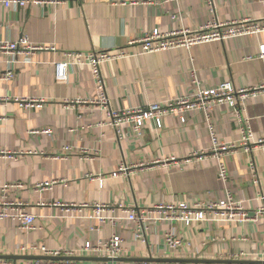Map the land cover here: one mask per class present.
<instances>
[{"label": "crops", "instance_id": "1", "mask_svg": "<svg viewBox=\"0 0 264 264\" xmlns=\"http://www.w3.org/2000/svg\"><path fill=\"white\" fill-rule=\"evenodd\" d=\"M213 2L215 14L207 0H60L23 8H6L0 2V42L27 37L33 46L56 48L32 53L21 49L16 56L0 50V200L5 196L23 203L36 218L31 232L23 231L19 222L0 220V257H25L20 247L35 245L78 252L87 242L96 245L121 236L125 264L148 259L181 264L262 262L261 223L164 224L153 228L147 244H140L134 225L120 219L125 217L120 206L138 211L160 203H208L225 198L228 189L252 215L264 207V145L250 154L243 149L223 154L230 172L226 185L218 176L217 160L196 155L210 147L209 122L202 111L188 113L185 123L179 116H167L161 128L147 122L138 139L128 126L118 133L104 108L90 103L99 92L88 66L72 67L67 81L55 75V64L68 52H115L154 30H198L214 20L232 23L264 17V0ZM263 48L264 33L164 53L141 54L138 46L131 47L132 56L101 67L110 108L123 111L189 95L194 77L203 89L222 83L237 90L257 88L261 90L249 99L242 115L259 141L264 139ZM10 71L13 77L4 78ZM211 123L220 143L242 140V122L230 106L213 108ZM122 166L127 173L114 177ZM47 182L56 184L45 191L35 189ZM18 183L24 187L4 194L5 184ZM57 204H104L111 208L104 214L116 217V223L90 220L92 207L67 211ZM171 229L182 241L173 253L163 241ZM78 258L83 260L70 262L104 260L95 255Z\"/></svg>", "mask_w": 264, "mask_h": 264}, {"label": "built area", "instance_id": "2", "mask_svg": "<svg viewBox=\"0 0 264 264\" xmlns=\"http://www.w3.org/2000/svg\"><path fill=\"white\" fill-rule=\"evenodd\" d=\"M43 1L59 2L60 0H0L6 8L12 6L23 8L27 4H41ZM156 1H174V0H149ZM178 1V0H175ZM208 8L212 14H215V6L213 0H207ZM175 19V17H174ZM264 33V17L258 20L245 19L240 22L220 23L217 20L210 21L198 30L179 29L170 33H162L159 30H154L137 40L129 41L126 46L113 51H94V52H68L65 54V60L55 64V75L60 81H67L69 71L74 66H88L95 79L99 96L91 100V104L98 105L104 108L108 123L115 127L118 133L125 132L124 126H128L130 132L135 138L142 139L144 136V128L147 122H155L159 128L163 126L164 118L167 116H179L182 123L186 121V115L192 111H202L208 119V131L210 135V147L207 152H202L200 157L212 155L218 163V176L224 184H228L230 180V172L228 166L223 159L224 153L243 149L246 153H253L257 148L264 145V139L255 141L253 133L248 123L243 122V111L246 108L247 102L252 96H256L261 89H243L237 90L231 83H222L219 86L203 89L199 81L194 77L193 90L191 94L180 96L176 99L169 100L164 103H154L144 107H135L123 111H115L110 108L109 99L106 92V84L102 76L101 67L108 62H116L118 60L132 56L128 51L129 48L138 46L141 54L164 53L178 48L190 49L199 44L210 42H224L226 40L254 36ZM25 53H32L45 49L55 51L56 48H45L43 46H33L27 37L18 41L0 42V50H5L9 54L16 56L20 50ZM264 55V48L262 50ZM13 77V72H8L4 78ZM41 107L42 102H37ZM228 105L236 113L237 117L242 122V140L239 143L225 145L219 142L217 132L214 125L211 123V111L217 106ZM48 134L51 131H47ZM250 169L253 173L256 172L255 163H250ZM127 167H120L119 172L114 173L117 177L121 173H127ZM257 179V178H256ZM258 180V179H257ZM258 182V181H257ZM56 183L47 182L35 185L37 191H45L51 189ZM23 184H5L2 187L4 194L12 188H23ZM67 208V211L87 209L92 207L93 214L89 217L90 220H97L99 224L111 223L115 225L116 217L113 215H105L110 212L109 206L104 204H96L90 206L83 204L64 205L57 204ZM125 215L123 219L130 222L135 227V239L140 244L148 243V235L153 228L164 224L175 226L183 224L192 226L202 223H237V222H254L261 223L264 228V207H260L249 215L243 206V202L234 200L233 194L227 189L225 198L213 202H180V203H160L151 208L144 210L128 209L120 206ZM35 216L31 215L26 206L20 202H12L3 197L0 200V220L19 222L21 229L25 232H31L35 229ZM165 247L170 252H176L182 247V241L177 236L176 231L171 229L163 234ZM124 240L121 236H113L110 239L99 242L96 245L87 242L78 252H64L60 250H51L45 246H22L20 247V255L25 256H42L47 258H70L97 256L104 258L95 264H125L117 261L122 259L126 253ZM262 262H264V248L261 252ZM28 264H73L70 261L59 263L51 260H30ZM0 264H15L10 260H0ZM140 264H181V263H152L141 262ZM233 264V263H231Z\"/></svg>", "mask_w": 264, "mask_h": 264}, {"label": "water", "instance_id": "3", "mask_svg": "<svg viewBox=\"0 0 264 264\" xmlns=\"http://www.w3.org/2000/svg\"><path fill=\"white\" fill-rule=\"evenodd\" d=\"M18 260V259H25V260H51V261H82L83 258H78V257H71V258H47V257H29V256H25V257H22V258H16V257H0V260ZM117 261H125L124 259H118ZM141 262H152V263H179V261L177 260H173V259H170V260H143ZM235 264L237 262H228V264ZM253 264H264V262H256V263H253Z\"/></svg>", "mask_w": 264, "mask_h": 264}]
</instances>
